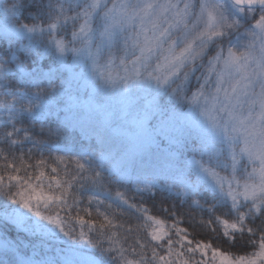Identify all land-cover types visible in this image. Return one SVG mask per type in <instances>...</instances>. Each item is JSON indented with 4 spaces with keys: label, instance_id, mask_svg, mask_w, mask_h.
Segmentation results:
<instances>
[{
    "label": "snow or ice",
    "instance_id": "obj_1",
    "mask_svg": "<svg viewBox=\"0 0 264 264\" xmlns=\"http://www.w3.org/2000/svg\"><path fill=\"white\" fill-rule=\"evenodd\" d=\"M0 264H264V0H0Z\"/></svg>",
    "mask_w": 264,
    "mask_h": 264
},
{
    "label": "trees",
    "instance_id": "obj_2",
    "mask_svg": "<svg viewBox=\"0 0 264 264\" xmlns=\"http://www.w3.org/2000/svg\"><path fill=\"white\" fill-rule=\"evenodd\" d=\"M185 226H187V225H185ZM191 230V229H190ZM196 235H197V238L199 239V238H202V233H200V231L199 230H197V232L195 233Z\"/></svg>",
    "mask_w": 264,
    "mask_h": 264
}]
</instances>
